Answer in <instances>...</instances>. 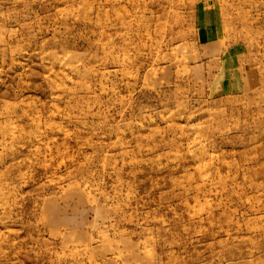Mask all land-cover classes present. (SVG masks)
I'll return each mask as SVG.
<instances>
[{"label": "rangeland", "instance_id": "rangeland-1", "mask_svg": "<svg viewBox=\"0 0 264 264\" xmlns=\"http://www.w3.org/2000/svg\"><path fill=\"white\" fill-rule=\"evenodd\" d=\"M0 264H264V0H0Z\"/></svg>", "mask_w": 264, "mask_h": 264}]
</instances>
